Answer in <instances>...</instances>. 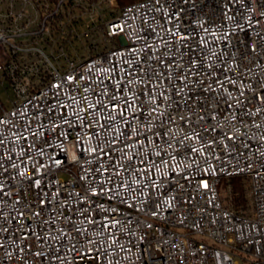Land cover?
Listing matches in <instances>:
<instances>
[{"label":"built area","instance_id":"built-area-1","mask_svg":"<svg viewBox=\"0 0 264 264\" xmlns=\"http://www.w3.org/2000/svg\"><path fill=\"white\" fill-rule=\"evenodd\" d=\"M98 2L0 0V264H264V0Z\"/></svg>","mask_w":264,"mask_h":264},{"label":"rangeland","instance_id":"rangeland-1","mask_svg":"<svg viewBox=\"0 0 264 264\" xmlns=\"http://www.w3.org/2000/svg\"><path fill=\"white\" fill-rule=\"evenodd\" d=\"M116 4L114 0H99V2L92 8L89 12V15H86L83 19L77 20L75 22L74 32L79 33L80 39L76 38L75 35H71L72 38V45L75 47L76 53L78 55H87L88 54V46L86 45V42H90L92 45H90L89 50L92 51L95 49L101 50L105 47L106 41L103 39V36L100 32V28L98 25L99 21L102 22H107L109 21L115 13L117 12ZM61 21L64 22L66 19L64 17L61 18ZM65 27V25H64ZM97 29V30H96ZM65 30H67V27H65ZM73 32V30H72ZM85 33L89 34V38L85 39L86 36L84 35ZM94 33V34H93ZM94 35V36H93ZM75 37V38H74ZM62 39H59V42ZM86 40V41H85ZM117 40V38H116ZM12 92L10 89L6 90L3 88H0V99L2 102L6 105V107L9 105V97H12ZM242 185L243 181L241 180ZM244 187V186H243ZM218 189L220 191L221 197L226 199L227 197V188H226V182L225 179H223L220 184L218 185ZM244 195H245V204L247 200V195H246V189L244 188Z\"/></svg>","mask_w":264,"mask_h":264},{"label":"trees","instance_id":"trees-1","mask_svg":"<svg viewBox=\"0 0 264 264\" xmlns=\"http://www.w3.org/2000/svg\"><path fill=\"white\" fill-rule=\"evenodd\" d=\"M92 1V0H91ZM116 4V8L119 10L126 4L138 1V0H114ZM117 10V11H118ZM115 15V13H113ZM99 28L104 27V22L99 21L98 22ZM4 108H6V105L2 102L0 99V111H2ZM232 182V188L230 190L231 198L233 200V203L239 204V203H245V193H244V187L241 182V178L235 177L231 180Z\"/></svg>","mask_w":264,"mask_h":264}]
</instances>
